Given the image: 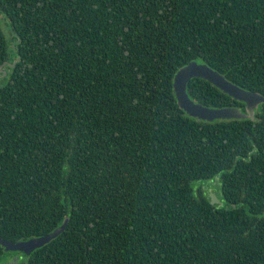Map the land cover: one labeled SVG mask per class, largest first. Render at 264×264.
<instances>
[{"label":"trees","instance_id":"16d2710c","mask_svg":"<svg viewBox=\"0 0 264 264\" xmlns=\"http://www.w3.org/2000/svg\"><path fill=\"white\" fill-rule=\"evenodd\" d=\"M192 60L264 96V0H0V236L67 218L0 261L264 264V102L188 116L173 77ZM186 91L245 108L199 77Z\"/></svg>","mask_w":264,"mask_h":264},{"label":"water","instance_id":"95a60500","mask_svg":"<svg viewBox=\"0 0 264 264\" xmlns=\"http://www.w3.org/2000/svg\"><path fill=\"white\" fill-rule=\"evenodd\" d=\"M198 77L209 81L222 92L234 99L242 101L245 104L244 111L238 107L211 108L192 100L186 91V86L190 79ZM173 90L179 108L188 116L194 117L198 120L213 121L215 119H237L247 117L254 119L255 109L259 104L264 102V96L260 93L245 90L237 86L207 64L199 63L195 60L188 62L176 71L173 77ZM209 197L211 203H216L217 198L213 193H211ZM66 223L67 218H65L63 222L51 232L39 237H31L21 241H8L0 236V245L3 247L4 251L29 254L34 249L46 244L52 238L61 233L64 230Z\"/></svg>","mask_w":264,"mask_h":264},{"label":"rangeland","instance_id":"374dc122","mask_svg":"<svg viewBox=\"0 0 264 264\" xmlns=\"http://www.w3.org/2000/svg\"><path fill=\"white\" fill-rule=\"evenodd\" d=\"M2 22V21H1ZM5 80L0 78V85L3 84ZM207 186V194L210 195L211 193L214 194V196L217 198V201L215 204H217V202L221 201V198L219 196V187L218 185H215V184H211V183H207V184H204ZM223 203V202H222ZM219 204H221V202H219ZM11 260V255L10 256H4V258L0 261V264H10V261Z\"/></svg>","mask_w":264,"mask_h":264}]
</instances>
